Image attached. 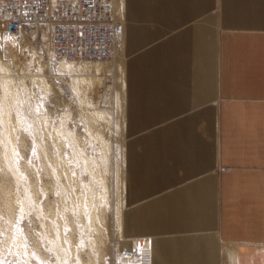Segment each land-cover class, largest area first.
<instances>
[{
    "label": "crops",
    "instance_id": "0c3cea01",
    "mask_svg": "<svg viewBox=\"0 0 264 264\" xmlns=\"http://www.w3.org/2000/svg\"><path fill=\"white\" fill-rule=\"evenodd\" d=\"M123 234L152 264H264V0H124Z\"/></svg>",
    "mask_w": 264,
    "mask_h": 264
},
{
    "label": "rangeland",
    "instance_id": "374dc122",
    "mask_svg": "<svg viewBox=\"0 0 264 264\" xmlns=\"http://www.w3.org/2000/svg\"><path fill=\"white\" fill-rule=\"evenodd\" d=\"M24 29L19 39L8 43L7 49L9 55L21 58L22 66L0 61V66L3 65L0 67V264H76V256L69 254L63 259V254H58L57 249L63 248L61 236L73 238L81 255L79 260L85 263L91 259L93 264H124L121 254L134 246L135 239L123 234V239H111L109 245L106 242L107 247L102 244L103 248L110 247L105 256L97 254L92 237L98 234L89 224V208L79 207L80 199L90 197L101 206V213L115 222V181L110 180L109 195L103 202L101 186L92 179V160L99 158L103 170L106 157L100 154V144L89 131L90 111L83 106L91 104L108 114L113 130L108 162L110 166L119 162L124 171L119 142L126 143L125 117L117 129V114L113 109L117 84L109 76L106 84L98 88V94L86 87L79 95L75 94L71 91V75L54 68L57 60L52 55L50 28L35 24ZM23 42L30 46L26 55L20 52ZM2 46L5 47L3 42ZM35 50L42 55L44 67H40L33 55ZM113 59L101 61L111 63ZM125 62L124 55V82ZM2 118L14 126L16 157H7ZM116 130L123 133L117 134ZM85 155L90 158L85 160ZM89 184L96 192L87 189ZM16 230L22 232L25 244L32 249L30 256L19 253L15 247Z\"/></svg>",
    "mask_w": 264,
    "mask_h": 264
},
{
    "label": "bare ground",
    "instance_id": "6f19581e",
    "mask_svg": "<svg viewBox=\"0 0 264 264\" xmlns=\"http://www.w3.org/2000/svg\"><path fill=\"white\" fill-rule=\"evenodd\" d=\"M115 1H116V9H117V14H118L119 30L117 34L116 54L111 63L103 62L101 60H91V59L85 60V61L82 59L78 61H83V62H74L76 60L65 61L67 59H56L54 58V56L53 58L57 60V63H55L54 68L59 73L71 75L72 77V83L70 84L71 91L74 92L75 94L79 95L81 90H83V87H86L92 92H94L95 94H98L97 93L98 88L106 84L105 79L108 78L109 76L116 82L117 88L113 94V98H114V108L113 109H115V112L117 114V117H116L117 127L116 128L118 129V126L122 124L120 123V121H122V119L124 118V115H122L123 113L122 111H123L124 103H125L124 54H123L124 0H115ZM45 26H48V25H45ZM23 30L25 29H22L21 31ZM50 41H51V37H50ZM2 42L5 44V47L2 46ZM9 42H12V41L0 39V61L2 60L9 61L11 64L22 66L21 58H17L18 59L17 60L14 56L9 55L7 51L8 47L10 46V44H8ZM29 47L30 46L28 43L23 42L20 52L23 55H26L30 51ZM51 49H52V46H51ZM33 55L38 60L40 67H44L45 63H43L42 61V55L39 54L37 50L34 51ZM52 55H53V51H52ZM0 67H3V65ZM83 108L88 109L90 111V116L88 118L89 131L91 132L93 138L96 141H98L100 144V147H101L100 154H102L103 157H106L103 170H101L100 168L99 158H95L92 160L93 167H94V170L92 171V179L93 181L99 183L101 186L102 191L100 192V197H102L103 202H105L106 198L109 195L108 192L110 190V180L111 179L112 180L114 179L115 181L114 183L116 186L117 208L115 212L114 224L112 221H110V219L107 216H104V214L101 213V210H100L101 206L96 201L91 199L90 197H88L86 200L85 198L80 199L79 201V207H83L84 205L88 206L89 219H90L89 224L93 229L97 231L96 234H98L96 238L92 237L93 239L92 242H94V245H95L94 247H97L98 249L94 247L93 248L96 249V251L98 250L97 254L100 253L102 254V256H105V254L107 253V249L110 248L109 247L106 249L105 246L107 247V245L110 244L111 239L112 240L115 238L123 239V209H124L123 189L125 185L124 171H123L122 165L119 164V162H117L114 166L113 165L110 166V162H108L111 156V151H112L111 134L113 132L111 120L108 117V114H105L104 113L105 111L103 110L102 111L98 110L91 104H85ZM108 111H110V109H108ZM97 117L101 119V123H99V119ZM2 119L5 122L4 137L6 139L5 149L7 151V157L9 158L16 157L17 152H18V144H17L16 134L14 133V126L9 120L4 119V118ZM101 124H103L102 127L100 126ZM116 132L117 134H119V132L123 133L122 130L120 131L116 130ZM119 147L122 152L121 159L124 160L125 143L123 141L122 143L119 142ZM83 158L87 160L90 157L89 155H85ZM87 189L90 190V192H93V190L94 192H96L95 188H93L90 184L87 185ZM16 232L17 233H16V238H15V247L17 248L19 253L30 256V254L33 253L32 249L29 248L25 244L22 232L20 230H16ZM138 240L144 241L145 243L151 246V249L153 248V245L150 239H146V240L135 239L134 245L137 244ZM60 241H61L60 244H62L63 248H58L57 251L59 255L63 254L61 255V258L66 259L68 255L70 254V255L76 256L78 260L76 264H93V260L91 259H89L87 263H85L84 260H81V259L79 260V257H81V255L79 254L77 250L78 247H76V245L74 244L75 242H73V238L71 236H66V237L61 236ZM106 242L108 243L107 245H105ZM102 244L105 245L104 248ZM133 247L134 246L131 245L130 248L124 250L121 255L123 256L125 252L133 249ZM91 255H94V254H91ZM152 263H153V250H152Z\"/></svg>",
    "mask_w": 264,
    "mask_h": 264
},
{
    "label": "built area",
    "instance_id": "2783aa9c",
    "mask_svg": "<svg viewBox=\"0 0 264 264\" xmlns=\"http://www.w3.org/2000/svg\"><path fill=\"white\" fill-rule=\"evenodd\" d=\"M0 37L16 41L34 24L48 25L56 59L110 60L119 30L115 0H0ZM124 264H152L151 246L138 240Z\"/></svg>",
    "mask_w": 264,
    "mask_h": 264
},
{
    "label": "snow or ice",
    "instance_id": "6c2138e0",
    "mask_svg": "<svg viewBox=\"0 0 264 264\" xmlns=\"http://www.w3.org/2000/svg\"><path fill=\"white\" fill-rule=\"evenodd\" d=\"M84 2H87V0H84Z\"/></svg>",
    "mask_w": 264,
    "mask_h": 264
}]
</instances>
